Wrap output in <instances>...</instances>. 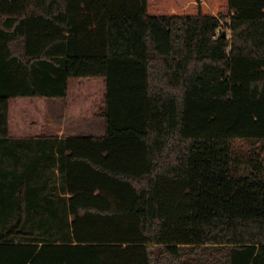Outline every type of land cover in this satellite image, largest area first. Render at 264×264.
<instances>
[{"label": "trees", "instance_id": "1", "mask_svg": "<svg viewBox=\"0 0 264 264\" xmlns=\"http://www.w3.org/2000/svg\"><path fill=\"white\" fill-rule=\"evenodd\" d=\"M88 77L104 135L0 159V264H264V0H0V140Z\"/></svg>", "mask_w": 264, "mask_h": 264}, {"label": "crops", "instance_id": "2", "mask_svg": "<svg viewBox=\"0 0 264 264\" xmlns=\"http://www.w3.org/2000/svg\"><path fill=\"white\" fill-rule=\"evenodd\" d=\"M82 84L79 81V86ZM88 90H71L70 79L69 89L63 96L12 98L9 109V137L0 140V159L3 163L14 162L15 157H19L17 153L24 154L27 146L43 149L45 145H53V157H59L58 149L61 147L62 138L104 135L107 132V119L103 114L105 96L104 104L93 111V94ZM105 90L106 86L104 94ZM8 168L6 165L4 170Z\"/></svg>", "mask_w": 264, "mask_h": 264}, {"label": "rangeland", "instance_id": "3", "mask_svg": "<svg viewBox=\"0 0 264 264\" xmlns=\"http://www.w3.org/2000/svg\"><path fill=\"white\" fill-rule=\"evenodd\" d=\"M231 33V30H228V34ZM79 81L83 84L79 86ZM85 87V88H83ZM79 88L86 89V91H89L93 94V97L91 98L93 102V111L98 110V108L104 104V93L103 90L105 88V80L102 77H88V78H71V90L76 91ZM14 113V111H12ZM20 191L17 192L18 197L21 196Z\"/></svg>", "mask_w": 264, "mask_h": 264}, {"label": "water", "instance_id": "4", "mask_svg": "<svg viewBox=\"0 0 264 264\" xmlns=\"http://www.w3.org/2000/svg\"><path fill=\"white\" fill-rule=\"evenodd\" d=\"M227 35V31H223V36H226Z\"/></svg>", "mask_w": 264, "mask_h": 264}]
</instances>
